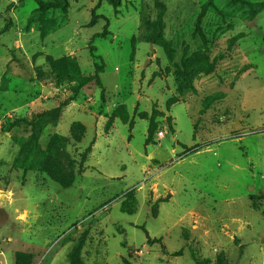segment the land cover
I'll list each match as a JSON object with an SVG mask.
<instances>
[{
  "label": "rangeland",
  "instance_id": "1",
  "mask_svg": "<svg viewBox=\"0 0 264 264\" xmlns=\"http://www.w3.org/2000/svg\"><path fill=\"white\" fill-rule=\"evenodd\" d=\"M66 1L0 0V264H264V0Z\"/></svg>",
  "mask_w": 264,
  "mask_h": 264
},
{
  "label": "trees",
  "instance_id": "2",
  "mask_svg": "<svg viewBox=\"0 0 264 264\" xmlns=\"http://www.w3.org/2000/svg\"><path fill=\"white\" fill-rule=\"evenodd\" d=\"M235 1L241 2L240 0H235ZM34 2L36 3L40 12H46V11H49L52 9H61V10L65 11L68 7V3L66 0H57V2H54V3H44L42 0H34ZM99 2H100V0H99ZM241 3L249 6V4H247V3H244V2H241ZM111 4L116 9L118 7L119 0H111ZM155 6L158 9V14H157L156 20L152 26L151 34L147 35L145 38L146 43L151 44V45L156 43L157 41H162L161 32L163 29V16L165 14V6L161 2H159L158 0H155ZM249 7L251 8V6H249ZM97 19L98 18L96 16H92L91 24H95V21ZM42 31L43 30L41 29V32ZM41 35H43V34H41ZM102 35H104V34H97L94 37L98 38V37H101ZM92 51H95L94 47H92ZM50 69H51V72L59 75V77H61V78L70 77L69 79H73L72 81H75L80 76V68L74 59H69L67 61L55 62V63L51 64ZM101 70H102L101 66L95 65L94 66V74L92 76L84 78L83 80H80L78 82V86L76 88L75 93H78V91H80L85 86H87L91 83H94V85L100 89L101 98H103L104 90H103L102 84L100 83V81L97 78V76L101 72ZM53 112L58 113V111H53ZM56 119H57V117H56ZM55 138L60 142L65 141V139H63L62 137H55ZM36 140L37 139L35 137V139H33V141L36 142ZM89 152H90V148L86 149L84 154H82V156H81V166L79 169L80 172L82 171V164L85 162L86 155ZM254 199L264 202V195H261V196L255 197V198H253V197L250 198V200L252 201V207L253 208H254V201H253Z\"/></svg>",
  "mask_w": 264,
  "mask_h": 264
},
{
  "label": "built area",
  "instance_id": "3",
  "mask_svg": "<svg viewBox=\"0 0 264 264\" xmlns=\"http://www.w3.org/2000/svg\"><path fill=\"white\" fill-rule=\"evenodd\" d=\"M164 135H163V132L162 131H158L157 132V137L160 139V138H162Z\"/></svg>",
  "mask_w": 264,
  "mask_h": 264
}]
</instances>
